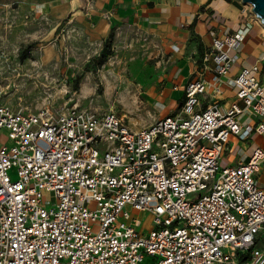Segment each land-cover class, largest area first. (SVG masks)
Instances as JSON below:
<instances>
[{
	"label": "built area",
	"instance_id": "obj_1",
	"mask_svg": "<svg viewBox=\"0 0 264 264\" xmlns=\"http://www.w3.org/2000/svg\"><path fill=\"white\" fill-rule=\"evenodd\" d=\"M250 23L213 40L177 114L141 129L81 108L17 110L0 77V264H264L248 256L264 233V80L244 68L235 102L201 103L222 95ZM255 134L248 161L222 165L233 138Z\"/></svg>",
	"mask_w": 264,
	"mask_h": 264
},
{
	"label": "rangeland",
	"instance_id": "obj_2",
	"mask_svg": "<svg viewBox=\"0 0 264 264\" xmlns=\"http://www.w3.org/2000/svg\"><path fill=\"white\" fill-rule=\"evenodd\" d=\"M244 5L248 17L255 15L251 5ZM258 24L237 67L264 55V25ZM199 58L191 42L180 44L138 23L114 24L95 0H0V77L6 102L17 110L81 108L116 114L141 129L180 111L184 86L197 77ZM5 135L0 134V146ZM245 147L239 152L229 145L222 165L235 156L236 162L248 159ZM259 179L264 182V175ZM139 217L142 228L148 216ZM258 252H264V233L248 256Z\"/></svg>",
	"mask_w": 264,
	"mask_h": 264
},
{
	"label": "crops",
	"instance_id": "obj_3",
	"mask_svg": "<svg viewBox=\"0 0 264 264\" xmlns=\"http://www.w3.org/2000/svg\"><path fill=\"white\" fill-rule=\"evenodd\" d=\"M97 7L101 10H106L111 15L114 24L117 23H138L141 26L154 29L156 32L165 33L167 36L179 40L180 44L191 42L195 45L196 51L200 53L198 68L196 70L197 77L201 76L203 55L211 46L215 38H224L241 28L246 27V24L251 22L249 32L244 43L241 45L238 52H235L239 60V54L247 44L251 29L258 26V23L253 22L252 17L244 14V3L229 0H95ZM194 34V35H193ZM247 65L237 67V64L232 68L228 77L223 78L222 95L218 100H213L208 95L201 96L202 108L205 109L208 105L219 102L221 105L228 106L237 100L236 90L231 85L233 80L242 69L256 68L257 75L261 80H264V55L253 57L247 60ZM196 77V78H197ZM205 77L209 80L213 78L211 73H207ZM192 81V80H191ZM190 82V81H189ZM189 82L184 86L185 88ZM184 102V101H183ZM182 105V104H181ZM243 121L245 124H254L257 122L255 117H246ZM244 119V118H243ZM258 136L261 141L254 139ZM254 135L252 140L248 142L238 141L233 138L230 145L235 149L241 150L244 145L248 159H240L236 162L237 156L230 165L249 160L252 152L259 146L263 145V137ZM254 140H256L254 142ZM264 175V171L259 177ZM258 177V178H259ZM259 184L264 187V182L258 180Z\"/></svg>",
	"mask_w": 264,
	"mask_h": 264
},
{
	"label": "water",
	"instance_id": "obj_4",
	"mask_svg": "<svg viewBox=\"0 0 264 264\" xmlns=\"http://www.w3.org/2000/svg\"><path fill=\"white\" fill-rule=\"evenodd\" d=\"M243 3L251 5L253 13L264 25V0H243Z\"/></svg>",
	"mask_w": 264,
	"mask_h": 264
},
{
	"label": "trees",
	"instance_id": "obj_5",
	"mask_svg": "<svg viewBox=\"0 0 264 264\" xmlns=\"http://www.w3.org/2000/svg\"><path fill=\"white\" fill-rule=\"evenodd\" d=\"M194 35V34H193ZM113 37H114V32H112L108 38V40L106 41L105 43V46H104V49H103V52H102V57L103 59L106 58V56L109 54V51L111 49V46H112V41H113ZM247 258V257H246ZM245 258V259H246Z\"/></svg>",
	"mask_w": 264,
	"mask_h": 264
}]
</instances>
